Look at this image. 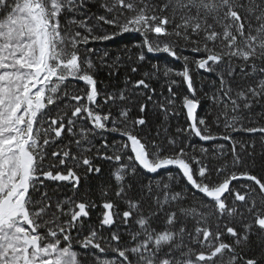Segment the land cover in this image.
<instances>
[{"label": "snow or ice", "instance_id": "1", "mask_svg": "<svg viewBox=\"0 0 264 264\" xmlns=\"http://www.w3.org/2000/svg\"><path fill=\"white\" fill-rule=\"evenodd\" d=\"M128 33L123 86L100 87L87 45ZM146 53L183 60L163 76L189 94L158 92V64L139 75ZM191 64L217 76L214 120ZM0 264H264V0H0Z\"/></svg>", "mask_w": 264, "mask_h": 264}, {"label": "trees", "instance_id": "2", "mask_svg": "<svg viewBox=\"0 0 264 264\" xmlns=\"http://www.w3.org/2000/svg\"><path fill=\"white\" fill-rule=\"evenodd\" d=\"M92 3H95L96 0H91ZM98 9L93 7L92 12H97ZM150 39H155L154 34H151ZM172 39H175L174 37ZM142 36L137 33H128L125 34L122 37H118L114 41L110 42H93L87 45L88 48L94 50V54L92 56V59L95 60L98 64L97 69V79L100 81V87H106L109 83H120L121 86H123V82L125 79V74L127 71V61L129 56L132 57V59H135L136 55L139 54L141 49L137 48L136 45L141 43ZM127 46V48L130 50L129 52H124L123 49ZM107 51L108 57L106 58L108 63H111L112 59H115L117 56L121 57V69L118 73L119 80H110L108 76V69L104 67L103 65H100L99 61L101 57H104V53ZM146 51V50H145ZM181 55L189 56L190 59L194 58L193 53L190 51H184L181 53ZM142 68L139 75H142L144 71L151 70V66L153 64H158L160 66L161 72L158 75L157 79L153 80V87L157 89L158 92L164 91V95L167 96L168 93L166 91V88L162 89V85L166 83V79H174L176 80V85L174 86V91L177 92L178 96L182 98L183 95H188V90L184 82L182 81V78L176 75H172L170 78H165L163 76V69L165 67L171 68L174 70V72L181 71L183 66V60H174L171 57H169L167 54H147L146 53V60L141 62ZM192 75H193V81L194 86L197 88V97L201 100V106L200 110L198 112L199 117H205L209 118L210 120H214L215 118V109L213 108L212 100H211V93L213 91L212 84L214 81H216L217 76L214 73H208L204 70H198L195 67V64L190 65ZM139 75L136 78H139ZM72 87H78L83 89L85 86L81 82L77 84L76 82H73L72 86H70V90ZM176 111L179 112V115L176 117H170V123L172 126V130L175 131L177 127H186V115L182 108H180V102L177 101V108ZM209 114L211 116L209 117ZM162 119V117H161ZM223 129L221 128H212V132L214 134H219L222 132ZM249 137L245 136L244 134H241L240 136H237L236 139H248ZM186 143H190L196 150H199L201 147H207V148H213L216 147L219 144H225L227 147V144L223 140H219L217 142L204 144L200 141H198L194 136L189 137L188 140H186ZM97 147H99V143L96 144ZM104 165V176L103 177H89L88 181L84 182V187L90 189L94 192V195L92 196V199L96 202L97 205L102 204L103 198L100 197L99 189L102 185H104L105 180L108 178L109 169L110 166L106 163L101 161ZM162 175H166V173H162ZM67 191V195L71 196L72 193L70 189H65ZM63 198V197H62ZM102 212V208L99 206L93 209L90 219L87 221V224L89 226L98 224V217L100 216ZM75 234V233H74ZM108 231L105 230L103 232V235L105 237L108 236Z\"/></svg>", "mask_w": 264, "mask_h": 264}, {"label": "water", "instance_id": "3", "mask_svg": "<svg viewBox=\"0 0 264 264\" xmlns=\"http://www.w3.org/2000/svg\"><path fill=\"white\" fill-rule=\"evenodd\" d=\"M185 111V110H184ZM198 111H199V109H198ZM186 114V113H185ZM196 138V137H195ZM197 140H199V138H196ZM200 142H202V143H204V144H208V143H212L211 141H207V142H205V141H201V140H199ZM217 141H219V140H217ZM216 142V141H215Z\"/></svg>", "mask_w": 264, "mask_h": 264}, {"label": "rangeland", "instance_id": "4", "mask_svg": "<svg viewBox=\"0 0 264 264\" xmlns=\"http://www.w3.org/2000/svg\"><path fill=\"white\" fill-rule=\"evenodd\" d=\"M70 86H72V85H70Z\"/></svg>", "mask_w": 264, "mask_h": 264}]
</instances>
